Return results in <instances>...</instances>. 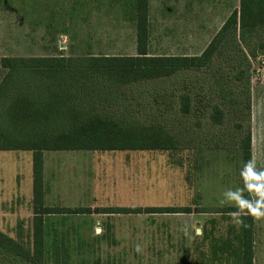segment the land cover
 I'll use <instances>...</instances> for the list:
<instances>
[{
    "label": "rangeland",
    "instance_id": "obj_1",
    "mask_svg": "<svg viewBox=\"0 0 264 264\" xmlns=\"http://www.w3.org/2000/svg\"><path fill=\"white\" fill-rule=\"evenodd\" d=\"M86 1L0 0V56L61 52L135 55L134 0H92L100 2L104 13L94 19L85 17L89 8ZM149 3V54L195 56L204 51L230 14L239 8L240 0ZM258 40L252 42L251 48L258 47ZM250 63L254 73L247 71L237 79L238 72L248 70ZM5 73L0 68V82ZM118 88V101L97 109L147 123L158 121L179 139V149L134 150L109 154L107 161L99 159L113 166L98 172L92 167L90 175L102 181L96 186H111L114 181L109 183V179L132 175L138 191L125 189L116 193L119 198L115 203L120 208H140L142 212L47 216L45 263L233 264L239 253L240 215L217 209L242 205L243 186L255 190L264 182V54L253 55L247 46L231 42L216 54L211 66ZM183 94L191 98L187 114L181 109ZM215 105L224 110L222 125L214 124L210 118ZM249 131L253 143L250 165L242 147ZM27 153L0 151L6 158L1 162L5 173L0 176V186L7 195L0 198V228L7 227L2 231L29 246L34 206L27 197L18 198L10 188L13 183H8L17 184V171L22 168L27 174L28 166L14 164L11 156ZM121 163L127 166L121 169ZM26 178L27 175L24 181ZM147 184L152 189L147 190ZM255 196L260 207L261 194ZM3 207L12 214H2ZM109 207L96 206L95 211L103 212L100 209ZM153 207H191V212L147 210ZM205 208H212L211 212ZM55 226L57 229H53ZM0 264L30 263L0 253Z\"/></svg>",
    "mask_w": 264,
    "mask_h": 264
},
{
    "label": "trees",
    "instance_id": "obj_2",
    "mask_svg": "<svg viewBox=\"0 0 264 264\" xmlns=\"http://www.w3.org/2000/svg\"><path fill=\"white\" fill-rule=\"evenodd\" d=\"M137 27L136 55L4 56L0 68L6 73L0 82V150L33 151L35 216L30 245L0 230V253L30 264H46L44 213H85L90 208L43 206L44 150H162L176 151L179 139L162 123L142 122L99 111L98 107L118 101L119 86L173 76L187 69L211 66L225 44L240 43L251 54H264V0H240L200 55H151L149 46V0H134ZM261 37V38H260ZM258 47L251 48L254 40ZM261 48V51H260ZM241 49V48H240ZM259 52V53H258ZM248 70H240L242 79ZM251 77V76H250ZM182 112L191 109L189 94L181 95ZM210 118L222 125L224 110L213 106ZM244 158L252 160V133L242 140ZM243 204L217 209L240 215L237 258L233 264H254V216L247 186ZM212 208L204 211L211 212ZM107 213H141L140 208H104ZM160 213H189L191 207L147 208ZM264 212V207L259 208ZM231 243H228V246ZM53 264H66L55 260Z\"/></svg>",
    "mask_w": 264,
    "mask_h": 264
},
{
    "label": "crops",
    "instance_id": "obj_3",
    "mask_svg": "<svg viewBox=\"0 0 264 264\" xmlns=\"http://www.w3.org/2000/svg\"><path fill=\"white\" fill-rule=\"evenodd\" d=\"M88 9L84 13L88 15L85 17H89V19H94L95 17L101 18L104 14L100 9L99 1L87 0ZM134 7V3H133ZM150 7V3H149ZM135 11V9H134ZM135 20V13H134ZM137 54V53H136ZM135 54V55H136ZM83 55H103L96 53H86ZM106 55V54H105ZM40 57H50V56H82L75 54L69 55L68 52L61 53H53L51 55H36ZM4 57V56H0ZM27 57V56H24ZM30 57V56H28ZM253 145V143H252ZM0 151H26L29 152L27 154H13L14 164L18 166H23L22 163H27V174H24V169L22 168L17 171L16 179L17 184L14 181H9L8 183H13L12 190L18 195V198L24 199V197L29 199L33 206H35L34 202V191H33V151L30 150H0ZM134 150H114V151H102V150H44L43 151V206L44 207H64V208H77L84 207L90 208L91 212L85 213H44V229L47 230L46 217L49 215H82L86 214L88 217H92L96 213H106V212H96L95 208L100 207L102 205H108L110 207H121L120 204L115 203L118 200V196L116 193H121L123 190H129L130 192L136 193L138 191L137 186H134V177L132 175H124L121 174L118 178H112L110 181H114V184L107 187H97L99 185L100 180L95 179L92 175H90V171L92 167H94L97 172L104 168H107L109 165L113 166V164L100 163L99 159H104L107 161V157L109 154L113 155V153L121 154L125 152H132ZM137 151V150H135ZM19 155V156H17ZM25 155V156H23ZM110 155V156H111ZM25 159L20 161L19 159ZM11 159V158H8ZM4 160V161H3ZM6 158H3L0 154V176H3V172L1 170V162H5ZM17 162V163H16ZM19 162V163H18ZM252 163V161H251ZM124 163L120 164V167L124 168ZM264 169V164H263ZM21 170L23 172H21ZM27 175L26 181H24L25 176ZM32 176V178H31ZM93 177L92 179L90 177ZM104 176V175H103ZM4 177V176H3ZM107 178V175L105 176ZM99 178V177H98ZM79 180V181H77ZM106 181V180H105ZM115 182L119 185H115ZM84 183V184H82ZM105 183V182H104ZM103 183V186H104ZM82 184V185H81ZM101 186V185H100ZM250 190L252 197V214L254 216V233H253V245H254V264H264V212L259 211V208L264 207V182L253 190L249 186H247ZM151 186L147 184V190L150 189ZM152 189V188H151ZM100 191V192H99ZM261 194V206L257 207L256 205V196L255 194ZM111 197L109 198V196ZM114 195V196H113ZM0 198H7L6 189L1 185L0 186ZM123 198V196H120ZM5 207L1 210L2 214H12L10 211H5ZM35 216V209H34ZM116 214V213H114ZM33 216V220H34ZM11 219L10 217L8 218ZM53 221V220H52ZM21 224V221L20 223ZM55 226L53 229H57ZM20 228V226H19ZM3 230H7V227L2 228ZM0 228V230L2 231ZM33 230V227H32ZM3 232V231H2ZM6 233V232H4ZM7 234V233H6ZM8 235V234H7ZM10 236V235H9ZM11 237V236H10Z\"/></svg>",
    "mask_w": 264,
    "mask_h": 264
}]
</instances>
